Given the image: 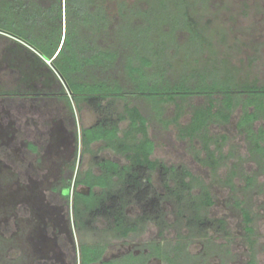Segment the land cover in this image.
<instances>
[{"label":"rangeland","instance_id":"rangeland-1","mask_svg":"<svg viewBox=\"0 0 264 264\" xmlns=\"http://www.w3.org/2000/svg\"><path fill=\"white\" fill-rule=\"evenodd\" d=\"M185 2L206 39L204 53L192 56L189 63L208 67L212 59L225 58L228 65L239 70L238 79L256 78L263 84L264 0ZM55 84L49 69L33 54L0 37V91L29 93L0 96V264H79L81 243H107L103 258L110 259L146 250L150 241L160 242L170 255L177 252V264H264V171L251 154L245 133L237 128L240 106L233 109L228 122L213 121L193 138L182 137L179 128L189 122L195 107L207 104L210 98L191 96L168 106L167 117L176 110L181 115L177 124L154 136L151 158L190 170V193L183 189L178 199L166 190L159 171L154 170L153 186L161 197L159 223H139L137 231L119 237L109 220L89 213L75 225L71 201L66 204L60 186L73 159L79 170L94 172H98L96 161L100 158L120 163L127 160L105 148L102 141L87 150L80 144V128L93 123L99 114L86 105L72 113L55 96L40 99L41 95L35 94L50 91ZM126 125L127 121L120 123L122 129ZM259 126L264 128V122L254 123L255 128ZM149 134H153L151 127ZM205 143L214 151L216 166L208 161ZM248 175H256L249 186ZM168 180L173 188H182L172 174ZM205 188L213 204L202 207L201 214L213 226L207 231L190 229L187 219ZM78 189L87 192L83 186ZM79 205L75 203L77 209ZM243 206L253 219V247L243 228ZM127 212L134 218L140 208L132 203ZM148 264L168 262L154 257Z\"/></svg>","mask_w":264,"mask_h":264},{"label":"trees","instance_id":"trees-1","mask_svg":"<svg viewBox=\"0 0 264 264\" xmlns=\"http://www.w3.org/2000/svg\"><path fill=\"white\" fill-rule=\"evenodd\" d=\"M186 6L185 0H0V37L33 54L55 79L52 90L35 94L41 95L40 99L63 98L72 113L82 102L91 105L100 116L93 125L80 128V144L87 150L102 141L105 148L127 160L120 164L100 158L95 173L79 170L73 159L63 173L60 191L67 205L71 201L75 225L89 213L109 220L117 236L127 237L138 230L139 223H159L161 197L153 186L154 170L159 171L166 190L178 199L183 189L190 193V170L151 158L154 136L178 123L179 110L169 117L166 114L168 106L179 99L210 98L207 104L195 107L189 122L179 128L180 135L189 138L213 121L228 122L233 109L240 106L237 128L245 133L250 152L264 171V128L254 127L256 121L264 122V83L256 78L238 79L239 70L225 58L219 62L212 59L208 67L190 64L189 58L204 53L206 39ZM26 94L0 91V96ZM116 100L123 102L122 110L114 104ZM123 120H128V125L122 130ZM204 147L208 161L216 166L214 151L207 143ZM170 174L182 188L170 186ZM255 176H246L248 186ZM132 203L140 212L129 218L127 207ZM212 204L205 188L187 219L190 229L207 231L213 226L201 214L202 207ZM240 209L253 247L252 215L248 208ZM217 221L224 226L223 220ZM145 246L146 250L137 253L104 259L107 243H81L78 260L79 264H148L156 257L177 264V252L170 255L160 242L150 241Z\"/></svg>","mask_w":264,"mask_h":264},{"label":"crops","instance_id":"crops-1","mask_svg":"<svg viewBox=\"0 0 264 264\" xmlns=\"http://www.w3.org/2000/svg\"><path fill=\"white\" fill-rule=\"evenodd\" d=\"M56 98L57 99H60V100H62V101H64L65 103H66V105L68 106V104H67V102L63 99V98H60V97H58V96H56ZM107 100L108 99H106V100H104L103 101V104H106V102H107ZM122 101L121 100H116L115 102H114V104L120 109V110H122ZM82 105H86V106H88L90 109H91V111L93 110L95 113H97V114H99L91 105H89L88 103H86V102H82V103H80V105H79V108H76V107H74V112H75V110L76 109H80L81 108V106ZM69 108V107H68ZM96 115V114H95ZM98 116V115H97ZM100 116V115H99ZM99 116L97 117V119L99 118ZM94 117V116H93ZM97 119H95V121L93 122V123H91V124H89V125H86V126H82V127H89V126H91V125H93L96 121H97ZM123 121H127V125H128V120H123ZM123 121H121V122H123ZM120 122V123H121ZM126 125V126H127ZM120 128H121V126H120ZM126 128V127H125ZM124 128V129H125ZM122 129V128H121ZM123 130V129H122ZM98 142H100V141H98ZM110 149V148H109ZM112 150V149H111ZM112 151H114V150H112ZM115 152V151H114ZM107 159H111V158H107ZM112 160H115V159H112ZM115 161H117V160H115ZM117 162H119V161H117ZM120 163V162H119ZM126 163V162H125ZM120 164H123V163H120ZM95 173H97V172H95ZM88 190V189H87Z\"/></svg>","mask_w":264,"mask_h":264}]
</instances>
